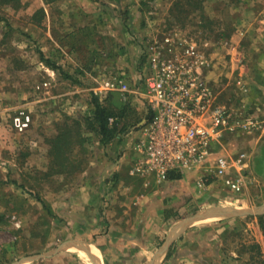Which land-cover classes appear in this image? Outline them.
<instances>
[{
    "label": "rangeland",
    "instance_id": "374dc122",
    "mask_svg": "<svg viewBox=\"0 0 264 264\" xmlns=\"http://www.w3.org/2000/svg\"><path fill=\"white\" fill-rule=\"evenodd\" d=\"M252 1H255L253 6L248 3ZM84 2L80 1L81 17L88 21L85 31L89 37L68 43L78 46L72 56L66 55L70 47L57 40L60 27L66 21L64 18L68 17L67 0L48 3L19 0L16 6L14 3L0 5V264L52 252L67 240L104 241L96 238L100 231L108 234L104 241L106 247L109 241L121 245L118 234L112 236L111 232L122 228L129 230L133 220L141 229L140 239L136 241L140 244V255L129 258L114 254L110 260L113 264H132L139 259L145 264L177 222L216 205L203 203L200 206V192L196 190L200 188L197 184L195 188L199 176H187L189 172L200 174L198 169L182 175L188 178L189 189L174 188L172 184L167 187L168 181L171 182L168 178L161 182L153 175L130 173L132 160L137 157L130 142L140 136L137 127L148 116L147 102L142 94L147 73L143 57L145 36L164 32L191 36L200 44L208 60L204 77L217 98L228 100L239 94L241 103L245 95L239 90L244 85L237 84L244 81V73H241V60L232 61L229 51L233 42L229 38L236 21L244 23L259 12L264 15V0ZM40 7L45 12L42 17L37 11ZM91 38L92 45L87 43ZM55 43L64 46L63 51ZM39 51L59 66V70L45 65ZM109 72L121 73L130 87L126 99L120 92H112L109 104L116 108L128 104L125 119L131 125L109 145H101L84 126L93 108L92 96L99 100L106 98L104 93L96 95L94 89L101 87L102 77ZM63 73L70 74L76 82L64 78ZM20 109L28 112L31 118L23 131L12 125V117ZM71 120L80 124L81 132L75 133L79 145L73 154L78 153L77 159L85 160L84 169L56 173L55 157L50 151L51 139L66 121L71 123ZM122 157L126 167L120 171L108 169L110 164L106 166L101 161L115 165ZM101 177L112 181L110 192L117 197L102 205L97 200L96 213L110 204L111 212L100 216L96 227L87 217L89 211L84 203L74 204L79 213L77 217L71 216L68 199L81 189L86 178ZM164 189L167 191L164 198L168 199L166 208L173 215L167 220L162 214L152 212L155 208L152 205H157L154 196L163 194ZM171 196L182 201L186 198L180 209L170 205ZM262 204L264 200H254L245 208ZM258 216H263V225ZM208 219L195 225L200 227L198 230L192 227L177 234L175 251L165 264H264V211L224 221ZM72 221L77 223V232H74ZM218 224L228 225L230 229L220 232L216 229ZM91 230L93 233L89 235ZM77 250L86 253L64 247L48 258L29 264H88Z\"/></svg>",
    "mask_w": 264,
    "mask_h": 264
},
{
    "label": "built area",
    "instance_id": "2783aa9c",
    "mask_svg": "<svg viewBox=\"0 0 264 264\" xmlns=\"http://www.w3.org/2000/svg\"><path fill=\"white\" fill-rule=\"evenodd\" d=\"M143 57L147 73L142 94L148 116L139 125L140 136L130 142L137 154L130 173L153 175L163 182L171 171L185 174L202 168L205 172L196 181L199 188L207 187L213 178L227 189L241 192L243 155L232 161L223 150L220 153L219 134L250 128L254 119L246 112L236 114L218 100L204 77L208 60L200 44L185 33H154L146 36ZM99 84L96 95L117 91L126 99L131 92L121 73L109 72ZM30 120V114L20 109L13 115L12 125L23 131Z\"/></svg>",
    "mask_w": 264,
    "mask_h": 264
},
{
    "label": "crops",
    "instance_id": "0c3cea01",
    "mask_svg": "<svg viewBox=\"0 0 264 264\" xmlns=\"http://www.w3.org/2000/svg\"><path fill=\"white\" fill-rule=\"evenodd\" d=\"M80 1L81 4L85 3V0H67V3L69 5V13H67L66 16L68 17L64 18L66 21L64 24H62V27H60V34L58 33L59 36L57 37V40H60V42L70 47V50L66 48L69 52L66 53V55L68 54V56H72V54H75V50H78L77 44H75V46H72L68 45V43H72V41H84L89 37V35L86 34L85 31L87 30L88 21L86 18L81 17V13H83V7L80 4ZM254 2L255 1L248 3L253 6ZM236 23L239 25L243 24V27H236L237 24H235V29L232 31L229 38V41L233 42L229 53L232 54V61L241 60L242 65L240 66V68L241 73H244V81L241 82V84H237V86L244 85L241 86L243 87L241 88V90H238L239 92L244 93L243 95H245V97L242 99L241 103L239 100L241 99V96H239V94L238 96H233L232 99L231 97L228 98V100L219 98L218 99L221 103L228 106L236 114H239L240 112L248 113L254 119V125L250 128H235L233 130L221 132L219 134L220 137L218 140V148L220 149V153H222L223 150L228 157H231L232 161L237 159L238 155H243V163L241 170V174L243 176L244 181L243 189L241 192L238 193L233 192L227 189L220 179L215 180L213 178H210V183H208L207 187L200 188V190L196 189L197 192H200V206L203 203H216V205L213 207L227 211H231L232 209H252L255 208V205L247 208H245V205L253 202L254 200H264V15L259 12L257 16L250 17V19L248 21H244V23H241L240 21H236ZM93 42L94 40L92 38L87 41V43L90 45H92ZM239 42L244 43L243 45L240 44L239 46H237L236 43L238 44ZM58 45L59 44L55 43V46ZM58 47H60L61 51H63L62 48H65L61 45H59ZM101 161L106 166L110 164L108 166V169L112 168L113 170L116 169L117 171H120L122 170V168L126 167V164H124L125 162L123 157L118 159L115 165L103 161L102 159ZM198 172H200V174H190L189 172V175L187 176H192L196 178V176H202L205 171L202 168H198ZM187 179V177L186 179H184V176H182L180 178L181 182H178L180 181L179 179L170 180L171 182L169 183L168 181L167 187L168 185L172 184L174 188H177L176 186H178L180 188L189 189L190 186L187 183ZM112 184L113 183L112 181H110V179H104L103 177L86 178L84 180V185H82L81 189L79 188L77 192L75 191L74 196L69 195L68 210L71 216L77 217L76 213H79L73 205L84 203L87 207V210L89 211L87 217H89L92 223H94V226L97 227L96 222L97 220H100L99 217L102 216L105 212H111L109 211L111 204L107 208H104L102 206L103 211H99L96 213L95 209L97 207H95V203L99 199L101 205L103 202L108 204L112 201V198L117 197L110 192L111 190H113ZM195 188H197L196 181ZM160 189H163V187ZM166 193L167 191L166 189H164L163 194L154 196L157 205H152V207H155L154 209H152L154 210L152 212L155 215H157V213L162 214L164 220H167L171 216H173L172 214H170L169 211H167L168 216L165 217L167 210L165 205L167 203L165 202L166 200H168L167 198H164ZM171 197L172 198L169 199L171 201L170 205H175L177 209H180L182 203L186 200V198L184 201H182L179 200L178 197ZM175 202L177 204H175ZM153 213H151V215H153ZM229 218L233 217L218 216L211 217L208 220L217 219L219 221H224ZM200 222L201 220L192 223L188 227L184 228L182 231H185L189 228L193 229L192 227H195V229L198 230L200 229V227H197L195 225ZM71 225H74V232H77L78 228L76 227V221H72ZM172 228L169 229L164 239L160 240V246H158V248L151 255V257L146 260L145 264H165L167 259L170 258V255L173 253V251H175V246L177 242L176 237L170 243L167 242ZM216 229L222 232L227 231L230 228L228 227V225L218 224ZM87 230L89 229L87 228ZM92 231L93 230H91L89 235L93 233ZM140 231L141 229L139 228L137 221L133 220V226L132 228L130 227L129 230L126 228H122L116 233L111 232L112 236H116V234H118V237H116L118 239L121 238V245L111 244V242L109 241L108 247H106V244L104 243L108 234L103 231H100L96 238H103L104 241L100 239L97 243L87 242L86 244L88 246V249H90L89 254L91 255V257L96 259L97 264H113L114 262H111L110 256H114V254H116L115 257L122 256L131 258L135 255L134 258H137L141 252L140 244H137L136 242L140 239ZM128 244L131 248H128ZM72 248L74 250L77 249L76 247ZM77 252L81 257L84 256V259L88 262V264H93L92 260V263L90 262V259L88 258L86 253L80 250H77ZM45 258L48 257L30 258L19 262L18 264H29L35 262L38 259L43 260ZM135 263L141 264L139 259L136 262H132V264Z\"/></svg>",
    "mask_w": 264,
    "mask_h": 264
},
{
    "label": "trees",
    "instance_id": "16d2710c",
    "mask_svg": "<svg viewBox=\"0 0 264 264\" xmlns=\"http://www.w3.org/2000/svg\"><path fill=\"white\" fill-rule=\"evenodd\" d=\"M44 3H48L53 0H43ZM105 1V0H104ZM119 2V0H107ZM19 0H0V5H18ZM12 5V6H13ZM38 12L41 13V16H44V9L40 7ZM39 56L44 64L48 67L59 70V66H57L52 60L49 58H45L43 53L39 51ZM114 73V72H112ZM109 74V73H107ZM63 77L71 80L72 82H76L72 76L68 73H63ZM111 93H109L105 99L99 100L96 96H92V111L89 116L85 118V126L84 128L87 131H91L94 135V140H96L101 145H109L110 142L119 134L123 133L125 129L128 128L130 122L125 119V116L129 110L128 104H123V106L116 108L109 104L111 99ZM127 103V102H126ZM109 118H113L112 122L109 121ZM127 127V128H126ZM139 128V126L137 127ZM80 124L76 120H71V123L67 121L60 127L59 132L51 139V148L50 151L54 154L56 161V173L63 172H79L84 169L85 160L83 158L77 159L78 153L73 154L74 148L76 149V145H79L75 139L76 135L80 133ZM80 142V139L78 138ZM81 144V143H80ZM84 152V150H82ZM73 154V155H72ZM64 169V170H63ZM53 173V172H52ZM183 174L180 172L171 171L168 175L169 180L180 179ZM166 210L165 217L168 216ZM259 222L263 225V216H258ZM169 255V253H168Z\"/></svg>",
    "mask_w": 264,
    "mask_h": 264
},
{
    "label": "water",
    "instance_id": "95a60500",
    "mask_svg": "<svg viewBox=\"0 0 264 264\" xmlns=\"http://www.w3.org/2000/svg\"><path fill=\"white\" fill-rule=\"evenodd\" d=\"M263 211H264V204H262L260 207H255L252 209H243V210L242 209L241 210L232 209L231 211L223 210V209L216 208V207L205 208L203 210L195 212L192 216L186 217L183 220L179 221L172 228L167 242L170 243L173 239H175L177 234H179L184 228L188 227L192 223H195L199 220H204L207 218L218 217V216L235 217V216H242V215L259 213V212H263ZM64 247H74V248L76 247L77 249L84 250L88 254V256L91 258L93 264H97L96 259L91 257V255L89 254L90 249H88L87 244L85 242H80V241H76L73 239L62 242L52 252H48V253L44 252V253H38L34 256H26V257H23L19 262H22V261H24L26 259H30V258L48 257L51 255V253L57 252L58 250H60ZM19 262H13L11 264H18Z\"/></svg>",
    "mask_w": 264,
    "mask_h": 264
}]
</instances>
